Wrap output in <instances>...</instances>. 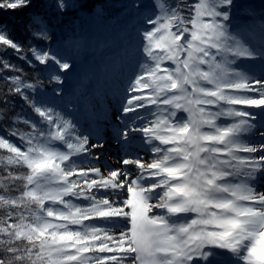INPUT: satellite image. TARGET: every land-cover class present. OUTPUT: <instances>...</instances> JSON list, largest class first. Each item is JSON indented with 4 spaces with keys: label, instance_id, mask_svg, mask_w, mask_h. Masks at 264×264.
Here are the masks:
<instances>
[{
    "label": "snow or ice",
    "instance_id": "6c2138e0",
    "mask_svg": "<svg viewBox=\"0 0 264 264\" xmlns=\"http://www.w3.org/2000/svg\"><path fill=\"white\" fill-rule=\"evenodd\" d=\"M106 7L0 0V264H264V3Z\"/></svg>",
    "mask_w": 264,
    "mask_h": 264
},
{
    "label": "rangeland",
    "instance_id": "374dc122",
    "mask_svg": "<svg viewBox=\"0 0 264 264\" xmlns=\"http://www.w3.org/2000/svg\"><path fill=\"white\" fill-rule=\"evenodd\" d=\"M264 3V0H250L251 7L258 13L260 4ZM245 20L249 19L248 17H244ZM111 25H109L107 28L109 29ZM106 29V28H104ZM91 60V53L87 51H82L79 58H78V67L77 71H79L81 64L87 63ZM168 66H171L170 62H166ZM258 67V66H257ZM98 97V106L110 117H112L113 112L115 111L116 105L119 103V96L113 94V92L109 91L106 93H96L95 89L92 90V92L89 95V102L96 103ZM3 132L0 131V135H2ZM105 135L109 137V142L106 145V148L108 150L102 149V161H107L109 165H116L119 160V149L118 147L111 141V130H107L105 132ZM14 140L16 138H13ZM143 154V153H141ZM102 171L104 174L107 173V169L102 168ZM189 218H191V214H189Z\"/></svg>",
    "mask_w": 264,
    "mask_h": 264
},
{
    "label": "trees",
    "instance_id": "16d2710c",
    "mask_svg": "<svg viewBox=\"0 0 264 264\" xmlns=\"http://www.w3.org/2000/svg\"><path fill=\"white\" fill-rule=\"evenodd\" d=\"M103 2L107 5V7L105 8V10L103 11L102 15L106 18L104 22L101 23L100 25V30L103 32L105 30H107L108 26L110 25L108 22L109 21H115V22H119L120 20L123 19L121 12V4L123 3V0H103ZM160 2H167V3H173L174 0H160ZM175 2H179V0H175ZM189 3L192 2V0H188ZM71 18V17H69ZM0 19H3L5 21L11 22V21H15L17 19H19L18 16H16L15 14L11 13V12H7V13H3L0 14ZM189 27H191V25H189ZM106 28V29H104ZM23 36V30L22 29H17V37H21ZM25 71L29 74V76H32V72L29 69H25ZM21 103H23L21 101ZM18 112L20 111V107L19 105L17 106L16 109ZM30 111V110H29ZM32 115H35L34 113ZM21 130H25L23 127H21ZM3 151V150H0ZM0 167H3V165H0ZM0 191H2V189H0ZM3 210H0V212H2Z\"/></svg>",
    "mask_w": 264,
    "mask_h": 264
},
{
    "label": "bare ground",
    "instance_id": "6f19581e",
    "mask_svg": "<svg viewBox=\"0 0 264 264\" xmlns=\"http://www.w3.org/2000/svg\"><path fill=\"white\" fill-rule=\"evenodd\" d=\"M104 150H108V148L105 147ZM106 174H107V173H106ZM106 174H105V175H106Z\"/></svg>",
    "mask_w": 264,
    "mask_h": 264
}]
</instances>
